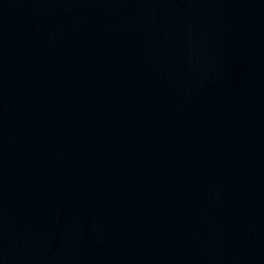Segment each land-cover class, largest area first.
I'll return each mask as SVG.
<instances>
[{"label":"water","instance_id":"water-1","mask_svg":"<svg viewBox=\"0 0 264 264\" xmlns=\"http://www.w3.org/2000/svg\"><path fill=\"white\" fill-rule=\"evenodd\" d=\"M0 264H264V0H0Z\"/></svg>","mask_w":264,"mask_h":264}]
</instances>
